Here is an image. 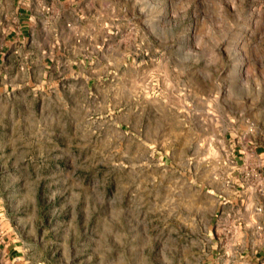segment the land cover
I'll use <instances>...</instances> for the list:
<instances>
[{"label": "rangeland", "instance_id": "374dc122", "mask_svg": "<svg viewBox=\"0 0 264 264\" xmlns=\"http://www.w3.org/2000/svg\"><path fill=\"white\" fill-rule=\"evenodd\" d=\"M263 242L264 0H0V264Z\"/></svg>", "mask_w": 264, "mask_h": 264}, {"label": "crops", "instance_id": "0c3cea01", "mask_svg": "<svg viewBox=\"0 0 264 264\" xmlns=\"http://www.w3.org/2000/svg\"><path fill=\"white\" fill-rule=\"evenodd\" d=\"M18 14H19L18 15V28L20 29V28H23V26H25L26 24H25L24 20L19 19V18H21L22 12L20 11V12H18ZM261 246L264 247V242H263V244ZM6 260L8 262H10L11 264H17L19 261H23V259H19V257H12L11 259H9V255L8 254L6 256Z\"/></svg>", "mask_w": 264, "mask_h": 264}]
</instances>
